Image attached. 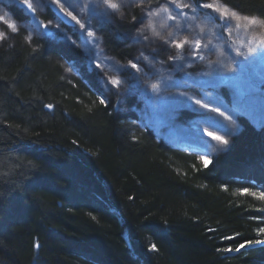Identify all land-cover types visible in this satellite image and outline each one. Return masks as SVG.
<instances>
[{"label":"trees","instance_id":"1","mask_svg":"<svg viewBox=\"0 0 264 264\" xmlns=\"http://www.w3.org/2000/svg\"><path fill=\"white\" fill-rule=\"evenodd\" d=\"M19 1L0 0L20 24L0 40V264H264L262 245L235 251L264 240L257 235L264 222L249 219L264 217V201L240 194L264 185V124L236 116L224 133L229 145L203 168L177 136L141 123L139 97L106 94L102 72L81 65L87 55L75 27L42 31L46 0L37 15ZM152 1L174 9L171 0ZM210 1L264 20V0ZM126 4L93 22L102 27L101 53L118 71L140 44L126 45L141 28L132 19L141 8ZM112 23L128 39L119 41ZM66 63L75 67L69 75ZM182 115L195 119L196 111Z\"/></svg>","mask_w":264,"mask_h":264},{"label":"rangeland","instance_id":"2","mask_svg":"<svg viewBox=\"0 0 264 264\" xmlns=\"http://www.w3.org/2000/svg\"><path fill=\"white\" fill-rule=\"evenodd\" d=\"M46 1V5L48 4L47 8H49L50 3H54L53 0ZM19 2L24 8H27V5L23 4V0ZM41 2L42 0H29V3L32 4L33 12L36 10L38 14L41 13ZM115 2L126 6V2H136V0H115ZM204 2L218 4L210 0H204ZM176 3L190 4L191 0H176ZM55 4L59 6L62 4L65 10L77 16V18L81 20V23H84L87 19H92L93 23L99 20L96 19L97 16L103 17V14L110 11L106 9L103 0H59V3ZM156 5L160 7L157 8ZM167 6L165 2L156 3L152 0H146L145 11L147 8L151 7L154 12H158L159 14L148 17L144 20L143 24L139 25L141 26L140 29L145 30V34L150 38L151 43L141 39L138 46H133L134 50H136L133 56H139L141 51H143L144 55L149 58L145 63H154L157 69H160L162 66L161 62H164V71L161 73V76L167 78L169 77V73H171L170 80L175 81L176 84L179 85V87L176 85L169 86L163 93L170 100L178 99L182 102V104L174 110L175 119L169 120L164 113H154L146 104L142 91L140 90H134L118 98L121 100L126 96L127 100L131 96L139 97L136 107L141 114V123L150 122V124L158 125L162 131L170 132L169 136H177L179 138L177 144L182 146L186 151H193L200 156L206 155L211 160V154L214 152L213 148L215 147L218 150L223 148V146H219L217 142L212 141L211 138L206 135H201V141L194 142L184 133L183 129L190 127L193 121L199 120L201 121V134L203 133V129L207 128L210 132L224 135V131L212 128L205 122V116L214 117L216 119L223 118L216 116L215 113L201 109L192 101L199 98L202 102L209 103L211 107H219L222 111L231 115L233 122H235L236 116L247 115L255 122L264 124V58H261L259 55V40L264 37V29L249 25L248 21L244 20V16L241 15H239L241 17L239 21L232 19L229 26L224 28L222 26L223 21L218 20L217 15L209 10H200L196 19L193 20V12L190 8H176L173 6L174 9L168 7V12H164L162 9ZM121 10L122 8H120V11ZM126 10L128 11V8ZM124 11L116 16V20H122ZM177 13H179V15H177ZM4 14L5 10L0 9V16H4ZM128 14L131 15V11H129ZM35 15H37V13H35ZM169 15L176 16V19H169ZM47 17L48 28L53 30V33L60 34V32H62V34H64L63 27L60 25V20L55 16L48 15ZM4 19L15 24L16 29L20 27V24L15 23L11 15L7 14L4 16ZM33 21L37 20L32 19L31 22ZM107 23H109V21L105 20L102 26ZM114 24H111L113 27L111 30L112 34L121 42L126 38L128 39V34L124 32L120 33V31L116 29L117 26ZM149 24H151V28L147 27ZM180 25H187V29L181 30L179 28ZM1 29L4 31L9 30L5 32V34L10 35L9 40L11 34L15 33L12 32L3 21H0V30ZM75 31L78 34V42L76 43L79 44V48H82L85 56L87 55L85 59L81 61V65H91L95 67L96 64L99 63L101 66L100 69L95 68L102 72L101 86L107 95H115V90L111 88L107 81L112 78H119L124 69L118 71L113 68L112 63L110 66L109 60H111V58L101 53L102 51L101 48L98 47V44L94 45L92 43V38L87 37L86 33L80 30L79 25L75 27ZM118 33L122 35L118 36ZM154 33H159V37L155 36ZM184 39H188L190 42L197 39L200 40L202 45L207 46L204 52L207 53L211 50L212 54L204 55L203 61H197V63L191 64V66L185 63L183 69L180 71L168 69L167 53L159 51L160 44H162L164 40ZM225 40H227V45L225 44ZM132 44L134 45L131 39V41H127L126 45L131 46ZM34 46L38 47L37 44ZM249 47H256L257 54L250 56L247 60L236 55L237 50L247 53ZM153 50L159 51V55H156L154 58L151 55ZM175 51L178 55L181 54L180 50ZM185 59L186 57L182 56L181 61L177 63H182ZM209 63L219 65L221 71L213 72L209 76L202 75L200 66ZM227 65H230L235 71L224 72L223 67ZM64 68L66 70H64L66 75L74 72L75 69L73 64L70 63H66ZM143 71L151 74L148 68H143ZM141 79L144 80V83H152L158 82L160 77H157L156 80H145L143 75H141ZM183 87H188L189 90ZM181 91L186 92L185 97L178 96V93ZM186 97H191L192 101H189ZM129 108L130 106H126L123 107L122 110L126 112ZM186 109L196 111L195 119L182 115ZM201 113L205 115L202 116L200 115ZM225 124H228V122L225 121ZM234 127L235 124H228L229 131L235 129Z\"/></svg>","mask_w":264,"mask_h":264},{"label":"snow or ice","instance_id":"3","mask_svg":"<svg viewBox=\"0 0 264 264\" xmlns=\"http://www.w3.org/2000/svg\"><path fill=\"white\" fill-rule=\"evenodd\" d=\"M54 3H59V0H53ZM137 6L141 8V14L139 18L136 16H133V20L135 23L133 24V28H136L137 25L143 24L144 20L152 15H158V12H154L151 7L147 8L145 11V3L146 0H136ZM23 4L27 5L28 9L32 8V4L29 3V0H23ZM103 4L106 6V9L111 10V12L105 13V16L107 15H114L116 12L120 10L122 7L121 4L115 2V0H103ZM171 5L175 6L176 8H190L193 12L192 19H196L197 14L200 10H209L210 12H214L217 15V19L223 21V27L227 28L231 22L232 19H236L239 21L241 17L238 15L237 11L230 10V8L225 4V6H220L219 4L214 3H206L204 0H191L190 4H177L176 0H171ZM72 7L71 5H69ZM157 8H159V5H156ZM61 11L65 12V15L70 16L73 21L77 25H79V28L81 31L86 33L87 37L92 38V43L94 45L102 43L101 37L97 36V32L102 33V27L97 24L93 25L92 19L86 20L84 23H81V20L77 18V16L73 15L72 12L66 11L64 9V6L60 5ZM164 12H168V8L165 7L162 9ZM7 13L4 14L6 16ZM179 15V13H177ZM4 16H0V21H3L5 24L8 25V27L12 30V32H16V26L13 23H10L9 21L4 19ZM169 19L175 20L176 16L169 15ZM244 20L248 21V24L251 26H258L261 29H264V20H257L255 17H249L244 16ZM47 27V26H46ZM148 28H151V24L147 26ZM179 28L181 30H186L187 25H180ZM155 36L159 37V33H154ZM131 35L133 43H140L141 39L144 41H148L151 43L150 38L145 34L144 29H139L138 32L135 35ZM7 37L5 33L0 32V40H5ZM162 39V38H161ZM225 44L227 45V40H225ZM206 45H202L200 40H195L190 42L188 39L184 40H164L162 44L159 46V51H164L167 53V67L168 69H172L174 71H180L183 69L184 64L187 63L189 66L191 64L197 63V61H203L204 55H211L212 52L209 50L207 53L204 52ZM175 50H180V55L177 54ZM102 51V50H101ZM158 50H153L151 55L153 58L156 55H159ZM203 53V54H202ZM257 54V48L256 47H249L247 53L242 52L240 50L236 51V55L239 57H243L245 60H247L250 56H253ZM99 55V52H98ZM259 55L261 58H264V37H262L259 40ZM182 56L186 57L184 62L177 63L178 61H181ZM149 58L144 55L143 51H141L139 56H133L128 59L127 65L123 66L124 71L121 73L119 78H112L107 81V83L111 86L112 89L115 90V95L117 97H122L126 93H130L134 90H140L142 91V95L145 99L146 104L152 109L154 113L160 114L164 113L167 115L169 120L175 119L174 116V110L176 107H179L182 102L178 99H169L166 97L163 93L166 90L167 87L176 85L179 87L178 84H176L175 81H171V73H169V77L165 78L161 76V73L164 71L163 64L164 62H161V68L157 69L155 68L154 63H145ZM97 69H100V64L97 63L95 66ZM201 74L204 76H209L213 72H219L221 71V67L219 65H213V64H205L201 65ZM143 68L150 69L151 74L149 72H144ZM134 70V71H132ZM224 72H233L235 69H233L230 65L223 67ZM141 75H143L145 80H156L157 77H160L158 82H152V83H144V80L141 79ZM190 75V74H189ZM178 96L185 97L186 92L181 91L178 93ZM189 101H192L191 97H186ZM195 105H198L201 109H204L206 111H210L211 113H215L216 116L221 117L223 119H216L214 117H207L205 116V122L208 123V125L212 128L219 129L220 131H224L226 135H231V132L228 129V124L234 123L232 121L231 115L227 114V112L222 111L219 107H211L209 103L202 102L201 99L197 98L194 101H192ZM99 103L101 105H105L106 103V97L101 98L99 100ZM119 103V101H117ZM47 107H52L51 105H47ZM200 115H205L204 113H201ZM225 121L228 122V124H225ZM200 123L201 121L196 120L193 121L190 127L183 129L184 133L189 136L194 142L201 141V135H206L211 138L212 141L217 142L219 146L227 147L229 145V140L225 138V135L217 134L216 132H210L207 128L203 129V133L201 134L200 129ZM135 139V137H134ZM217 149L214 147L213 151H216ZM199 161L203 168H208L212 161L206 156L201 155L199 156ZM253 187H256L255 184H253ZM260 191H251L248 187H244L240 190L241 195H247L252 196L257 200L264 201V185L260 186ZM227 187L224 186V191H227ZM259 211L264 212V209H260ZM249 219H261L262 222H264V217H249ZM208 232H215L216 229H207ZM264 234V227H259L257 229V235ZM239 235V234H237ZM222 239H229L233 240L235 239L234 236L229 237H223ZM246 245L248 246H254V245H262L264 246V240L261 239H249L245 243H239L238 246L235 248V251L239 252L241 249L245 248ZM36 247L39 248V244H36ZM156 245L152 244L149 248V251H155ZM225 251H232L231 248L225 249Z\"/></svg>","mask_w":264,"mask_h":264},{"label":"water","instance_id":"4","mask_svg":"<svg viewBox=\"0 0 264 264\" xmlns=\"http://www.w3.org/2000/svg\"><path fill=\"white\" fill-rule=\"evenodd\" d=\"M50 10L52 11V13L66 26L68 27H73L75 26V21H73L71 19L70 16L65 15L64 11H61L60 7H58L56 4H50ZM44 29L46 32H49L48 28L46 27V25H44ZM49 110L52 109V107H47Z\"/></svg>","mask_w":264,"mask_h":264},{"label":"bare ground","instance_id":"5","mask_svg":"<svg viewBox=\"0 0 264 264\" xmlns=\"http://www.w3.org/2000/svg\"><path fill=\"white\" fill-rule=\"evenodd\" d=\"M50 4H54V3H50ZM50 4H49V6H50ZM48 9L50 10V7Z\"/></svg>","mask_w":264,"mask_h":264}]
</instances>
